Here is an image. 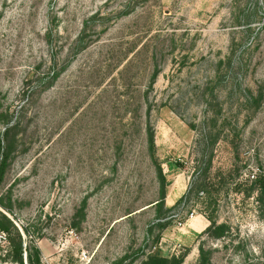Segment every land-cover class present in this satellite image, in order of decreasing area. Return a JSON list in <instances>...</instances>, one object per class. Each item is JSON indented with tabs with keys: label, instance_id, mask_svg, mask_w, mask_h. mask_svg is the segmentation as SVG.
<instances>
[{
	"label": "rangeland",
	"instance_id": "1",
	"mask_svg": "<svg viewBox=\"0 0 264 264\" xmlns=\"http://www.w3.org/2000/svg\"><path fill=\"white\" fill-rule=\"evenodd\" d=\"M148 121L166 207L206 183L160 220ZM9 148L0 204L42 264H264L246 196L264 175V0H0ZM0 264H18L4 232Z\"/></svg>",
	"mask_w": 264,
	"mask_h": 264
},
{
	"label": "trees",
	"instance_id": "2",
	"mask_svg": "<svg viewBox=\"0 0 264 264\" xmlns=\"http://www.w3.org/2000/svg\"><path fill=\"white\" fill-rule=\"evenodd\" d=\"M59 76L58 72L55 71L53 79H56ZM150 114V108L148 109ZM11 121L8 120V122ZM16 124L13 126H8L5 131V135L8 137L10 132L16 128ZM146 133L149 143V149L152 153L154 163L157 167V175L160 182V199L157 200L156 205L159 207V214L157 216L158 220L163 219L164 217L171 216L172 212L179 210L180 207L184 204L186 199L190 200V193L194 190H197V195L199 196L200 192L206 189L205 180H200L195 183L193 188L188 189L187 192L175 203L174 206L167 208L166 207V198L169 182L167 175L164 172L161 162L155 156V129L154 126L148 121L146 126ZM10 159V148L5 152L2 159H0V185L4 180L5 174L8 168V162ZM208 171V169H207ZM254 193L257 194V201L261 211L264 210V175H259L255 177L252 181V184L249 190H246V196L251 197ZM171 218V217H170ZM211 224L206 229V232L213 235L214 237H223L225 236L228 228L225 224H218L217 220L214 217H209ZM161 225V224H160ZM167 224L163 225L165 227ZM0 232H4L7 235L9 243L11 245V250L13 252V258L18 264H26L25 256L27 258L28 264H42L41 259V249L37 246L28 247L24 241V232L25 230L22 227H19L14 219L11 217L9 211H6L2 208L0 204ZM186 258V254H181L172 257L162 256L160 254H152L148 256L142 264H183ZM204 262L201 264H206L207 258L203 259Z\"/></svg>",
	"mask_w": 264,
	"mask_h": 264
},
{
	"label": "built area",
	"instance_id": "3",
	"mask_svg": "<svg viewBox=\"0 0 264 264\" xmlns=\"http://www.w3.org/2000/svg\"><path fill=\"white\" fill-rule=\"evenodd\" d=\"M194 217H195V216H194V213H193V214H191V216L189 217V219H193ZM179 225L182 226L183 223H180Z\"/></svg>",
	"mask_w": 264,
	"mask_h": 264
},
{
	"label": "crops",
	"instance_id": "4",
	"mask_svg": "<svg viewBox=\"0 0 264 264\" xmlns=\"http://www.w3.org/2000/svg\"><path fill=\"white\" fill-rule=\"evenodd\" d=\"M183 194L179 195L178 197H176V199H180V197L182 196ZM177 196V195H176ZM175 198V197H174ZM174 202V201H173Z\"/></svg>",
	"mask_w": 264,
	"mask_h": 264
}]
</instances>
